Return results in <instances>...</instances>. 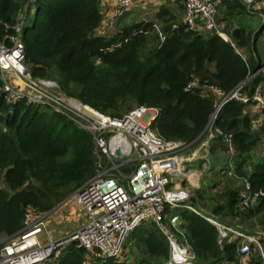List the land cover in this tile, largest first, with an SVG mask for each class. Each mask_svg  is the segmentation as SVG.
<instances>
[{
  "label": "trees",
  "instance_id": "16d2710c",
  "mask_svg": "<svg viewBox=\"0 0 264 264\" xmlns=\"http://www.w3.org/2000/svg\"><path fill=\"white\" fill-rule=\"evenodd\" d=\"M100 4V0H0V44L12 45L19 13L27 6L19 37L31 77L53 79L66 96L112 117L138 105L155 107L158 115L150 126L166 141L190 142L212 124L231 135V147L221 136L211 138V171L248 182V194L264 193V127L253 128L254 115L248 110L254 103L250 98L261 93L264 83V12L262 17L247 11L241 0H221L217 21H227L224 30L230 45L216 33L186 30L180 21L182 4L172 0L159 7L154 19L134 14V19L121 24L119 18L136 6L125 10L114 18L112 32L95 35L103 16ZM243 15L257 16L258 22H244ZM239 86L249 100H225L211 121L214 100L220 98L216 89L226 95ZM95 162L94 141L86 129L48 106L24 100L7 103L0 93L4 185H0V237H12L23 228L27 208L45 213L73 194L94 174ZM196 190L190 205L223 222L241 216L246 223L264 212V196L248 208L240 207L242 188L227 185L220 193L222 202ZM199 213L167 206L164 229L153 221L141 222L124 238L118 257L98 256L72 241L58 248L46 264H167L165 230L188 248L193 264H242L239 239L219 242L217 228ZM171 216L178 218L175 226L169 223ZM253 235L264 254V225L262 233ZM261 263L257 247L251 245L247 264Z\"/></svg>",
  "mask_w": 264,
  "mask_h": 264
},
{
  "label": "built area",
  "instance_id": "2783aa9c",
  "mask_svg": "<svg viewBox=\"0 0 264 264\" xmlns=\"http://www.w3.org/2000/svg\"><path fill=\"white\" fill-rule=\"evenodd\" d=\"M104 15L110 12V20L143 0H102ZM182 4L181 24L186 30H199L218 34L224 41L233 45L231 39L219 27L217 5L221 0H172ZM245 6H252L254 0H242ZM176 27V25H173ZM22 21L15 27L11 36L12 45L0 44V77L3 84L0 93L7 103L26 100L43 104L73 120L93 135L97 149L95 173L88 178L72 195L65 200L73 203L85 217L80 227L64 237L41 239L44 234V217L48 212L36 213L27 208L23 228L12 237H3L0 243V264H46L58 248L70 241L95 252L98 256L118 257L126 235L141 222L153 221L161 229L165 208L184 206L192 195V180H196V164L202 170L210 165L207 145L215 135L231 147V135L223 134L219 128L200 135L190 142L166 141L151 128L158 115L155 107L138 105L120 117L103 114L82 103L79 99L66 96L59 85L43 78H33L29 74L20 41ZM191 82L189 85H192ZM218 101L214 102L216 112L225 100L235 98L242 102L249 99L240 93V86L231 94L223 95L216 91ZM254 105L264 112V99L259 93L251 98ZM198 140H200L198 142ZM202 151V154H199ZM202 155V157L200 156ZM196 172V173H195ZM121 181H125L127 189ZM246 182L240 192L241 208H248L258 201L263 192L248 194ZM70 201V202H69ZM196 212V210L192 209ZM50 215V214H49ZM218 230V241L239 239V253L242 264H247L251 245H257L255 236H247L244 231L213 221ZM177 216H171L169 223L175 226ZM169 244L167 264H192V255L185 245H180L166 230ZM260 244H258V247Z\"/></svg>",
  "mask_w": 264,
  "mask_h": 264
},
{
  "label": "rangeland",
  "instance_id": "374dc122",
  "mask_svg": "<svg viewBox=\"0 0 264 264\" xmlns=\"http://www.w3.org/2000/svg\"><path fill=\"white\" fill-rule=\"evenodd\" d=\"M154 1L155 0H143L142 2H138L136 4L135 8H142L143 9V12L139 11L138 14H141V17H144L147 19H149V18L154 19L155 12L159 6V5H152V4L156 3ZM167 1L168 0H162L161 3L167 4ZM241 19L244 22H247L250 19H253L255 22H257L255 18L250 17L248 15H243L241 17ZM224 27H225V25H223V28ZM111 29L113 30L114 27H112ZM263 34H264V32H263ZM260 92L264 93L263 90H261ZM261 93H259V94L264 99V94H261ZM249 110L251 111V110H256V109L253 107H249ZM200 156L202 157V155H200ZM199 161H200V159H198L196 162L198 163ZM196 172H197V170H196ZM201 175L199 174V176H198V173L196 174V180H194V179L192 180L191 187L194 188L195 186H199V190L207 191L210 196L216 197L218 199V201L220 200V202L223 201L220 193L222 192V190L227 185H231V186L237 187V188H240V186H241L240 179L234 177L233 175H231L227 172H223L219 175H215L213 173V171L210 170L206 174H204L202 179L200 177ZM213 182H217V183H213ZM0 185L4 186L2 183H0ZM215 185H216V187H214ZM191 192H192V190H191ZM195 195H196V193H195ZM71 197H69V198H71ZM66 198L67 197H65L64 199L65 200L69 199V198H67V199ZM64 199L61 202H59L57 204V206H55L44 217V228H43V230L46 231L42 235V236H44V238H46V240H44L42 238L44 241H47V236H49L50 238H59V237L66 236L68 233H70V232L74 231L75 229H77L78 227H80L85 220V217L82 215V213L80 211H78V209L76 208V206L72 202L66 203L63 205V202L65 201ZM199 200L201 203V208H204L205 207L204 200L203 199H199ZM55 209H57V210L54 211ZM202 210L203 209H201V211ZM81 220H82V222H81ZM219 221L222 223L228 224L234 228H239L241 230L245 229L244 232L247 233V236H253V235H251L252 233L256 234V233H262L263 232L264 212L260 216L254 217L251 220L247 221L246 223H244V221H246V219L241 217V216H238L237 219H235V217L224 219L225 222H223L222 219L219 218ZM237 221H241L240 224L244 223L243 226L241 227V225H238ZM2 240H3V238H0V243L2 242ZM258 244L259 243H257V245H255V246L257 247V251L261 255V258H262L261 264H264V254H263V250H262V245L260 244V246L258 247ZM229 264H231V263H229Z\"/></svg>",
  "mask_w": 264,
  "mask_h": 264
},
{
  "label": "crops",
  "instance_id": "0c3cea01",
  "mask_svg": "<svg viewBox=\"0 0 264 264\" xmlns=\"http://www.w3.org/2000/svg\"><path fill=\"white\" fill-rule=\"evenodd\" d=\"M161 1L162 0H155L154 2H156L155 4H152V5H159L158 6V8H157V10L159 9V7L160 6H165V4H163V3H161ZM165 2V1H164ZM100 9H101V11H102V20H101V23L95 28V30H94V34L95 35H100V36H104V35H106L108 32H112L113 30L111 29L112 27H113V25L115 24V22L117 21V19L115 20V19H113V20H110L109 19V17H110V12H108V13H106L105 15H104V11L102 10V8H105V5H104V3H103V1L102 0H100ZM241 3L245 6V4L243 3V1L241 0ZM174 4L173 3H171V4H167L166 6L167 7H171V6H173ZM26 7L27 6H25V9H26ZM246 7V9H247V11H249V12H251V13H254V14H259V16H262L263 17V15L261 14V12H264V0H254V2H253V4H252V6L249 8L248 6H245ZM25 9L23 10V12H21V13H19V17H18V23L17 24H19L21 21H22V26H23V24H24V19H25V14H26V12H25ZM169 9V8H168ZM156 10V11H157ZM169 10H171L172 11V9H169ZM223 10H224V6H223ZM222 10V11H223ZM255 10H257V11H260V13L259 12H257V11H255ZM139 11H141V12H143V9L142 8H136V9H134V10H132V11H130V12H128L127 14H126V16H124L123 18H119L120 19V21H118V22H120L121 24H124V23H126V22H130L132 19H134V14H137V16L138 15H141V14H138L139 13ZM134 12V13H133ZM181 13H182V11H181ZM144 18V17H143ZM253 18H255L256 19V21L258 22V18H257V16H254ZM218 24H219V27L225 32V28L226 27H228V23H227V21H224V22H222V23H219L218 22ZM222 25V26H221ZM223 25H225V27L223 28ZM261 40L262 41H264V34H262V36H261ZM237 52H238V50H237ZM240 53L242 54V55H245V53L243 52V51H240ZM261 73L262 74H264V66L261 68ZM48 80H51V79H48ZM53 80V79H52ZM53 81H55V80H53ZM56 82V81H55ZM57 83V82H56ZM58 84V83H57ZM261 90H263L264 91V83H262V86H261ZM261 90H259V91H261ZM261 94H264V93H261ZM26 103H30L31 104V102H27L26 100H24ZM218 101V97L216 98V100H214V102H217ZM33 104H38V103H33ZM38 105H43V104H38ZM43 106H46V105H43ZM250 107H253V108H255L256 110H251V113H253V115H254V121L252 122L253 123V128L254 129H257V128H259V127H261V125H263V127H264V114L258 109V108H256L255 107V105H252V106H250ZM248 110H249V108H248ZM250 111V110H249ZM262 136V139H263V145H264V133L261 135ZM241 181V180H240ZM77 208V207H76ZM78 209V208H77ZM79 211V210H78ZM207 213V212H206ZM81 214V213H80ZM82 218V217H81ZM81 222H82V220H81ZM43 234H41V239L43 238L44 240H46V238H44V236H42ZM0 238H3V237H0ZM48 238H50L49 236H47V239Z\"/></svg>",
  "mask_w": 264,
  "mask_h": 264
},
{
  "label": "clouds",
  "instance_id": "9594fccd",
  "mask_svg": "<svg viewBox=\"0 0 264 264\" xmlns=\"http://www.w3.org/2000/svg\"><path fill=\"white\" fill-rule=\"evenodd\" d=\"M254 105V104H253ZM214 106V105H213ZM261 111V110H260ZM218 112V111H217ZM216 112V113H217ZM261 112H263V111H261ZM214 113V112H213ZM210 120H211V118H210ZM210 125V127L211 128H213L212 127V124H209ZM209 125L206 127V129L203 131V135L202 136H200L201 138H203V137H205V133L207 134V133H209V132H211L212 130L211 129H209ZM88 132V131H87ZM90 133V132H89ZM91 134V133H90ZM92 135V134H91ZM214 136H215V134H214ZM217 136H219V135H217ZM222 137V136H221ZM92 138H93V135H92ZM213 138V137H212ZM196 139V138H195ZM223 139V138H222ZM211 140V138L209 139V141ZM93 141H94V138H93ZM200 140H198V142H199ZM209 141H208V145H209ZM224 142V141H223ZM94 145H95V142H94ZM208 145H207V150H208ZM227 145V144H226ZM228 146V145H227ZM95 151H96V158H97V149H96V146H95ZM203 152L202 151H199V154H202ZM232 153V151L230 150L229 151V153L228 154H231ZM207 156H208V158H209V163H210V165H209V167L207 168V169H204V170H202L201 168H200V164H199V162L197 163V165H196V170H197V173H198V176H199V174L201 175L200 177H201V179H202V177L204 176V174H206L208 171H210L211 169H212V161H211V158H210V156H209V152L207 153ZM203 172V173H202ZM95 173V172H94ZM241 182V186H240V188H242V190H243V188H244V185H245V181H240ZM199 188V186H195L194 188H192V195H191V198L194 196V194H195V190L196 189H198ZM76 191V190H75ZM75 191L73 192V194L75 193ZM73 194H71V195H69L67 198H69V197H71ZM66 198V199H67ZM190 198V199H191ZM65 200V199H64ZM256 203V202H255ZM255 203H252L251 205H254ZM187 205H189V207L190 208H188V209H190V210H192V209H194V210H196V212L195 213H199V211H201V209H196V208H194V207H192L191 205H190V200L187 202ZM187 208V207H186ZM79 210V209H78ZM194 212V211H193ZM200 215H202L206 220H207V218H209V219H211V220H215V221H217V222H219V223H221L220 221H219V217H216V216H214V215H212V214H210L209 212H207V213H199ZM148 221H150V220H148ZM207 221H209V220H207ZM210 223H212L211 221H209ZM213 224V223H212ZM222 224H225V223H222ZM225 225H227V224H225ZM228 226H230V225H228ZM230 227H232V226H230ZM234 228V227H233ZM237 229V228H236ZM239 230V229H238ZM46 232V231H45ZM69 234V233H68ZM251 235H253V233L251 234ZM253 236H255V235H253ZM256 237V236H255ZM257 238V237H256ZM49 239V238H48ZM47 239V240H48ZM52 239V238H51ZM227 240V239H226ZM44 241V240H43ZM70 242H72V241H70ZM75 242V241H74ZM258 242H259V240H258ZM69 243V242H68ZM77 243V242H76ZM67 244V243H66ZM259 244H260V242H259ZM1 245V244H0ZM193 264V263H192Z\"/></svg>",
  "mask_w": 264,
  "mask_h": 264
},
{
  "label": "water",
  "instance_id": "95a60500",
  "mask_svg": "<svg viewBox=\"0 0 264 264\" xmlns=\"http://www.w3.org/2000/svg\"><path fill=\"white\" fill-rule=\"evenodd\" d=\"M262 77L264 78V75H262ZM121 184L123 185V187H124L125 189H127V184H126L125 181H121Z\"/></svg>",
  "mask_w": 264,
  "mask_h": 264
}]
</instances>
